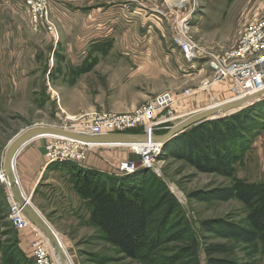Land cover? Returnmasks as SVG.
Instances as JSON below:
<instances>
[{
    "label": "rangeland",
    "instance_id": "rangeland-1",
    "mask_svg": "<svg viewBox=\"0 0 264 264\" xmlns=\"http://www.w3.org/2000/svg\"><path fill=\"white\" fill-rule=\"evenodd\" d=\"M47 1L53 3L50 4L48 21L55 26L54 31L48 28V22L45 21L41 22L39 27L35 26L30 10L25 5V0H0V168L9 142L23 129L40 124L36 122L49 120L55 126L82 131L91 121H82L75 126L72 125L74 123L72 121L70 122L72 126L68 125L65 123V116L61 118V115H56V112L59 111L57 103L52 106V111H50L51 105L47 104L49 111L45 115L39 111L38 104L43 106L44 104L41 102L50 98V88L47 87V80L43 79L42 71L45 63H50L49 40L55 39V35L57 36L58 30L55 23L58 26L59 23L55 14L58 9L70 8L75 11L74 8L92 9L100 5H107L106 7L116 5V8H123L124 13L130 14L132 17L130 19V35L133 40L136 38V45L141 43L139 46L142 49L134 54L131 51L135 47L130 46L126 48V51L139 57L136 58L138 63L133 64L132 68L133 70L135 68L145 70L146 77H131L128 70H116L108 76L99 73L98 80H92V85H97L95 87L98 91V96L93 95V99H98L99 103L102 102L103 105L107 101L113 100L115 105L122 109L125 108L123 110L125 112L141 106L165 89L179 91L186 87L194 89L202 81L211 77L207 58L203 61H195L196 71L193 74L188 73L191 64L184 58L179 45L178 27L176 28V23L181 18H186L188 25L185 26L183 20L179 21L180 35L184 34V29L188 26L185 35L189 39L198 42L205 49L217 51L221 48L234 46L244 26L248 22L264 16V0ZM125 23L128 25L129 22ZM126 27L124 24L115 28V31L112 32L115 39L122 41L128 29ZM69 30L72 36L68 39H76L74 36L77 33L76 27L73 25ZM64 50L67 52V49ZM74 50L71 49V51ZM71 56L75 57L76 54H71ZM12 74H20L22 77L29 76V79L12 80ZM87 83L90 84L91 81L87 80ZM33 90L36 91L35 94ZM36 93H42L38 101L34 100L40 95ZM197 94L201 95L197 105H190L187 110H185L186 108L182 110L181 106L177 107V105L172 107L175 114H177L176 110L178 113L183 111V113L173 116L176 124L194 112L233 99L232 94L227 98L229 80L214 84L205 90H196L192 95ZM89 97H82V100ZM103 105L99 106L100 110L110 109ZM166 111L168 109L164 110L165 113ZM236 111L238 109L214 117L225 116ZM92 115L93 113H91ZM174 122L171 124L174 125ZM164 130L168 129L160 128L157 130V134L165 133ZM126 159H136L140 163L141 154L126 145L118 147L95 146L89 151L84 164L99 171L115 174L119 164ZM159 165V177L164 180L172 192L177 194L176 196L194 227L202 235H205L204 243L217 242L225 243L228 246V254H215L214 256L233 258L242 264H264V254L259 245L245 243L233 237L224 238L201 230L200 223L211 218H225L248 227L246 220L248 208L237 197L229 200L210 201H200L190 197L193 191L230 186L238 182V179L251 182L255 177L251 175L250 162H246V158L240 164H236V170L232 176L200 172L186 161L177 158H160ZM2 185L5 186V183L0 180L1 191ZM27 197L30 196L27 195ZM70 200L71 207L68 211L46 212L39 207L57 231L70 264H149L128 258L119 252L104 239L101 231L90 222L88 217L90 212L85 204L80 205V201L74 196H71ZM32 202H34L33 199ZM9 211L8 201L3 200L0 196V264H8L7 260L3 258L1 247L5 248L6 254H8L10 247L17 246V244L21 249L20 255H16L17 264H34L32 242L35 240V231L32 227L25 228L33 232L31 249L22 246L19 232L25 229L17 230L13 226L9 219ZM63 239L66 242H63ZM45 240L47 241L46 238ZM173 245L164 246L158 251L159 256L170 254ZM52 254L55 263L58 264L57 256L53 251ZM201 259L202 264H205L204 252L201 253Z\"/></svg>",
    "mask_w": 264,
    "mask_h": 264
},
{
    "label": "trees",
    "instance_id": "trees-1",
    "mask_svg": "<svg viewBox=\"0 0 264 264\" xmlns=\"http://www.w3.org/2000/svg\"><path fill=\"white\" fill-rule=\"evenodd\" d=\"M263 127L261 100L233 115L193 125L168 141L160 158H177L200 172L232 176ZM53 167L69 171L74 189L90 212V222L126 257L149 264H202L204 252L205 264H242L233 258L214 256L228 254V246L204 243L205 235L194 227L176 194L151 168L116 175L69 161L50 163L49 168ZM190 197L200 201L237 197L248 208V227L225 218H211L200 223L201 230L257 244L264 254V182L238 179L230 186L193 191ZM168 244H174L171 253L159 256L158 251ZM18 246H11L8 254L1 247L8 264H17L16 255L21 252Z\"/></svg>",
    "mask_w": 264,
    "mask_h": 264
},
{
    "label": "crops",
    "instance_id": "crops-1",
    "mask_svg": "<svg viewBox=\"0 0 264 264\" xmlns=\"http://www.w3.org/2000/svg\"><path fill=\"white\" fill-rule=\"evenodd\" d=\"M51 3L49 2V5ZM106 6L100 5L92 9L74 8L75 11L70 8L57 10L55 15L59 26L54 23L58 32L55 39L49 40L50 63H45L42 71L43 79L47 80V87L50 88V98L41 102V104H44L43 106L38 104L39 111H42V114L45 115L49 111L47 104L51 105L50 111H52V106L57 103L59 111L56 112V115H61V118L65 116V118L63 117L65 123L71 125L70 122L73 121L72 125L75 126L82 121L91 120V113L99 111V106L103 105L102 102L99 103L98 99L92 98L93 95L98 96L95 87L97 85H92V80L97 81L100 77L99 73L108 76L116 70H128L131 77H146L145 70L140 68L133 70L132 68L133 64L138 63L136 58L139 57L126 51V48L130 46L135 47L131 51L134 54L142 49L139 46L141 43L136 45V38L133 40L130 35V19L132 17H130V14H125L123 8H116V5ZM125 22H129L128 25ZM124 24L125 27L128 26L126 27L128 29L122 41H118L112 32L115 31V28H119ZM73 25L77 31L74 34L76 39L71 38L69 40L68 38L72 36L69 29ZM63 32L64 35H62ZM143 47H145L144 44ZM63 49H67V52ZM71 49L75 50L71 51ZM71 54H76V56L72 57ZM11 77L12 80L29 79V76L22 77L20 74H12ZM87 80L91 81V85L87 83ZM36 94H40L34 99L38 101L42 93ZM230 95L231 91L229 89L227 98ZM87 96L91 98L82 100V97ZM200 96L199 94L192 95L180 109L184 110L186 108L185 110H187L190 105H197ZM103 106L110 109L103 108L101 110H110L117 113L125 112L123 111L125 108L122 109L115 105L113 100L107 101ZM134 109L126 110V112ZM36 123L54 125L49 120ZM48 142V137H39L27 143L19 151L15 160L17 179L24 193L32 197L33 203L38 209L41 207L46 212H54V210L68 211L71 207V196L76 197L80 201V205L83 204V200L74 189L69 171L59 167L49 168L50 163L47 158ZM245 158L246 162H250L251 175L255 177L251 182H264V127L254 137L252 146ZM8 193L7 187L2 185L0 196L9 203ZM32 235L33 232L28 229L19 232L20 244L27 249H31Z\"/></svg>",
    "mask_w": 264,
    "mask_h": 264
},
{
    "label": "built area",
    "instance_id": "built-area-1",
    "mask_svg": "<svg viewBox=\"0 0 264 264\" xmlns=\"http://www.w3.org/2000/svg\"><path fill=\"white\" fill-rule=\"evenodd\" d=\"M25 5L30 10L33 22L39 27L41 22H48V28L54 31L55 26L50 23V5L47 0H25ZM186 23V18H181ZM179 20V21H180ZM178 27L179 45L182 48L184 58L191 64L188 73L196 71L195 61L207 58L208 66L211 69V77L202 81L197 88H184L182 90L165 89L146 101L141 106L129 112L117 113L109 110H99L93 113L92 119L82 132L91 135H100L111 132H130L140 129L139 133L152 135L160 128L169 129L174 122L172 111L174 105L183 106L196 90H205L209 87L229 80V89L232 98H242L253 95L264 89V16L248 22L242 29L237 43L230 48L220 50H208L198 42L189 39L185 33L180 35L181 28ZM166 113L164 110H167ZM188 113V112H185ZM184 113V114H185ZM175 123V122H174ZM172 125V126H170ZM47 158L49 163L73 162L84 167L89 151L100 145H92L84 141L59 136H47ZM148 141L147 143H151ZM146 144V143H144ZM152 149L138 152L141 154L140 163L136 159H126L117 167L116 175H128L135 173L142 167L151 168L158 175L160 174L159 161L163 150V143H155ZM137 152V151H136ZM6 176L0 168V180L5 183L9 191V219L17 230L32 227L35 231V240L32 242V256L35 264H55L51 249L42 235L33 227L32 223L22 213L19 204L14 200L9 190Z\"/></svg>",
    "mask_w": 264,
    "mask_h": 264
},
{
    "label": "water",
    "instance_id": "water-1",
    "mask_svg": "<svg viewBox=\"0 0 264 264\" xmlns=\"http://www.w3.org/2000/svg\"><path fill=\"white\" fill-rule=\"evenodd\" d=\"M261 100H264V89L253 95L232 99L218 106H211L206 109L192 113L180 123H175L165 133L148 135L147 133H130V132H111L100 135H91L82 131L65 128L62 126L35 124L31 125L19 132L8 144L3 158L2 170L8 178L9 190L12 198L19 204L22 213L29 219L33 226H36L39 231H43L49 238L50 244L54 248L55 254L58 256L61 264H68V257L64 251L57 231L52 224L47 220L44 214L32 202V197L29 198L22 190L17 179L15 171V160L19 151L30 141L44 136L59 135L64 136L94 145L100 146H121L132 145L139 143H147L148 141L162 142L163 145L168 141L185 132L193 125H197L207 120H215L233 115L243 108L253 105ZM240 108L234 113H230L221 117H214L221 109L228 111L230 109ZM91 168L89 166H84ZM175 193V192H174ZM176 194V193H175ZM177 195V194H176Z\"/></svg>",
    "mask_w": 264,
    "mask_h": 264
},
{
    "label": "bare ground",
    "instance_id": "bare-ground-1",
    "mask_svg": "<svg viewBox=\"0 0 264 264\" xmlns=\"http://www.w3.org/2000/svg\"><path fill=\"white\" fill-rule=\"evenodd\" d=\"M219 105H221V104H219ZM216 106H218V105H216ZM234 109H237V108H234ZM234 109H230V110H234ZM239 109V108H238ZM230 110H228V111H230ZM228 111H224V110H219L215 115H219V114H222V113H226V112H228ZM77 131V130H76ZM155 143H158V145H161L162 144V142H158V141H152L151 143H146V144H144V143H139V144H132V145H126V146H130V147H132V148H134V149H136V151H138V152H143V151H145V150H148V149H152V147L151 146H153ZM122 146V145H121ZM164 146V145H163ZM6 181L8 182V178H6ZM12 201H14V199H12ZM34 227H36V226H34ZM37 228V227H36ZM38 229V228H37ZM39 231V230H38ZM42 232V233H41ZM41 235H42V237L44 238H46L47 239V243L49 244V247H50V249H51V252L53 251V253L55 254V252H54V248H53V246L50 244V242H49V238L45 235V233L43 232V231H40L39 232ZM44 238V239H45ZM62 239V238H61ZM63 242H66V240L65 239H63L62 240ZM53 255V254H52ZM56 255V254H55ZM57 256V255H56ZM57 259H58V264H61V262H60V260H59V258H58V256H57ZM68 259V258H67ZM55 262V261H54ZM56 264V263H55ZM68 264H70V262H69V260H68Z\"/></svg>",
    "mask_w": 264,
    "mask_h": 264
}]
</instances>
